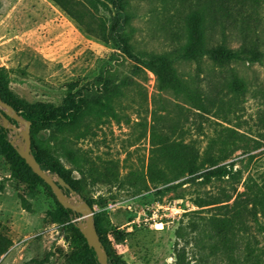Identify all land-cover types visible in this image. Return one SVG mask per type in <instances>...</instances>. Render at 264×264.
<instances>
[{"label": "rangeland", "instance_id": "1", "mask_svg": "<svg viewBox=\"0 0 264 264\" xmlns=\"http://www.w3.org/2000/svg\"><path fill=\"white\" fill-rule=\"evenodd\" d=\"M101 1L105 4L91 11L107 25H122L134 55L144 61L151 55H169L190 97L199 89L219 92L221 116L196 112L186 94L160 91L156 75L148 69L134 74L135 67H141L139 60L124 54L115 41L87 31L51 0H0V70L8 72L6 95L13 97L20 112L44 110L49 116L57 109L61 114L68 108L67 84L78 81L83 86L103 70L113 73L107 87L96 88V97L104 103L112 96L117 117L94 127V137L75 139L55 118L37 120L31 127L45 170L56 176L50 167L64 173L76 187L69 196L92 203L108 264H264V230L246 218L240 220L246 226L236 225L241 206H233L246 186L252 188L249 192L258 197L259 224L264 226V57L225 67L208 56L176 58L178 43L170 30L178 27V19L170 0H129L123 7ZM260 17L264 53V3ZM193 21L188 28L200 27ZM216 31L212 43L241 50L238 31L228 30L225 37ZM116 86L121 87L117 94ZM160 115H168L162 123L171 146L163 157L173 167L181 158L180 144L194 143L204 151L212 142L222 146L225 128L237 131V150L221 164H233L236 178L208 185L200 184L202 179L186 183L193 177L175 169L172 177L177 180L152 184L151 127ZM12 124L23 129L16 121ZM14 139L10 132L7 141ZM177 194L184 198L175 199ZM209 195L231 199L206 207L195 204L197 197ZM58 203L51 187L35 178L0 138V237L10 241L0 264H100L71 228V223H83L81 217L55 222ZM221 205L229 208H215Z\"/></svg>", "mask_w": 264, "mask_h": 264}, {"label": "trees", "instance_id": "2", "mask_svg": "<svg viewBox=\"0 0 264 264\" xmlns=\"http://www.w3.org/2000/svg\"><path fill=\"white\" fill-rule=\"evenodd\" d=\"M58 7H60L69 17L75 20L80 26L84 27L87 31L95 34L102 40L109 42L115 41L122 52L131 58L139 60L141 67H135L134 74H137L144 69L152 71L158 80V87L160 91L172 90L177 95L186 94L190 90L186 88L185 84L178 76L174 67V59L167 54L151 55L148 60L144 61L139 57L140 54L134 55L130 45V36L123 30L121 24L112 23L107 25L106 21L97 19L91 8L97 10L100 5L105 3L101 0H51ZM129 0H112V3L123 7ZM174 5L176 14L173 17L178 19V27L171 28L172 36L178 43L176 58L185 60H196L208 56L219 67H225L236 60L244 59L248 62H260L264 57V53L260 48V34L259 28L261 24L260 10L263 6L264 0H170ZM185 13H188L187 16ZM195 20L198 22L197 28H188V26ZM194 22V21H193ZM195 23V22H194ZM187 25V28H186ZM189 33H188V31ZM220 29L221 34L225 37L228 30L238 31L242 38L241 50H234L228 47L225 43H212L214 33ZM184 37L186 40L184 41ZM0 72L3 77H0V96L3 101L10 104L20 115L30 120L32 126L37 120L50 118L57 120L61 124L62 131H66L73 135L75 139L82 140L88 136L94 137V127L102 125L108 117L116 118L117 113L112 105V96L106 97L104 103L98 100V89L103 86H108L111 81L113 73L111 71L103 70L101 75L98 76L94 82L80 86L78 81L67 84L68 96L66 104L68 108L61 114L57 109L52 110L49 116L45 115L44 110L38 112L22 111L20 112L17 102L13 97L6 95L7 92V74L6 69H1ZM102 85V86H101ZM103 89V88H102ZM121 90L120 86L113 88V93ZM5 93V94H4ZM193 97L186 94V100H189L193 110H199L203 114H214L213 117L221 116L220 109L222 101L219 98V92L212 94L204 90L193 91L190 93ZM196 111V112H197ZM168 115L155 116L151 127V144L153 146L150 163L148 166L149 181L156 187L160 185H167L178 177L173 176L175 169H180L181 176H190L193 179H188L186 183L193 180L202 179L200 184L208 185L213 180L236 178L232 173L233 164H224L230 156L237 150V146L233 147L235 142L239 141L236 137L237 131L225 128L228 131L222 141V146L216 147V143L212 142L204 151H200L199 147L194 143H182L180 161L171 165L168 159L163 157V152L167 147L171 146L170 135L167 129L163 127L162 122H166ZM12 123L14 120H10ZM31 126V127H32ZM11 130L5 129L0 123V138L4 140L5 146L11 150L18 161L25 166L31 174L42 180L37 176L32 169L26 164L17 151L13 149L11 143L7 141ZM235 134V135H234ZM32 139V128H31ZM35 146L32 139V154L41 165L44 166V157L36 153ZM76 161H73V163ZM174 169L171 170V167ZM58 176L70 186L71 189H64L65 193L69 195L71 190H76L74 182L69 179L64 173L55 170ZM46 171V170H45ZM201 172L200 175L198 173ZM185 183V184H186ZM252 188L246 186L244 192L239 193L235 201V205H240L238 213L235 215V224L246 226L247 223H242V218L251 219L256 225L264 230V226L259 224L257 195L250 193ZM175 199L184 198L183 195L177 194ZM231 199V196L226 198H217L216 196L209 195L206 197H197L195 204L199 207L213 206L223 204ZM92 207V203L87 201ZM229 205H221L215 208L228 209ZM93 208V207H92ZM81 217L80 214L65 209L58 203L57 214L54 216L55 222L64 223V219H72ZM97 232L100 236L101 242L105 247L104 238L98 225V220L95 218ZM71 228L78 234L81 240L86 244V251L90 253L96 260V253L88 246L86 239L81 233L80 229L71 223ZM118 237H123L122 232L117 230ZM10 241L0 237V257L5 254L9 248ZM106 248V247H105ZM108 253V252H107ZM110 257V253L108 254Z\"/></svg>", "mask_w": 264, "mask_h": 264}, {"label": "water", "instance_id": "3", "mask_svg": "<svg viewBox=\"0 0 264 264\" xmlns=\"http://www.w3.org/2000/svg\"><path fill=\"white\" fill-rule=\"evenodd\" d=\"M10 120L21 124L23 129L15 127ZM0 123L5 129L15 133L16 139L11 141V145L16 148L19 156L25 160L32 171L51 187L59 203L65 209H70L81 215L84 221L78 225V228L86 239L88 246L95 251L99 263L108 264L107 252L96 229L93 208L83 200L72 199L64 191V189H71L64 179L42 169L32 154L31 121L23 118L10 104L3 101L1 96ZM18 140H21V143ZM71 193L74 194L75 192L71 190Z\"/></svg>", "mask_w": 264, "mask_h": 264}, {"label": "bare ground", "instance_id": "4", "mask_svg": "<svg viewBox=\"0 0 264 264\" xmlns=\"http://www.w3.org/2000/svg\"><path fill=\"white\" fill-rule=\"evenodd\" d=\"M158 226H159L160 229L162 228V224L159 223Z\"/></svg>", "mask_w": 264, "mask_h": 264}]
</instances>
